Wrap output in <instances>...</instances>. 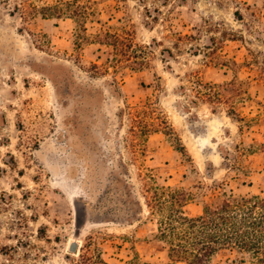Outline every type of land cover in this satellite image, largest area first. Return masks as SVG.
I'll return each instance as SVG.
<instances>
[{"label":"rangeland","instance_id":"1","mask_svg":"<svg viewBox=\"0 0 264 264\" xmlns=\"http://www.w3.org/2000/svg\"><path fill=\"white\" fill-rule=\"evenodd\" d=\"M48 73L105 90L127 206L64 144ZM220 183L264 195V0H0V264H191Z\"/></svg>","mask_w":264,"mask_h":264},{"label":"trees","instance_id":"2","mask_svg":"<svg viewBox=\"0 0 264 264\" xmlns=\"http://www.w3.org/2000/svg\"><path fill=\"white\" fill-rule=\"evenodd\" d=\"M76 7L75 11L80 13L85 6L78 3ZM216 93L207 95L221 99L220 93ZM217 187L220 194L212 202L205 203L203 214L184 217L190 224L191 233H195L190 242L193 248L184 250L179 244L178 256L187 254L191 264H207L217 252L214 243H218L219 249L236 252V259L241 263L250 257L252 264H264V195L238 193L225 183L217 184ZM186 200V195L175 200L172 213H180L177 203L183 204Z\"/></svg>","mask_w":264,"mask_h":264},{"label":"flooded vegetation","instance_id":"3","mask_svg":"<svg viewBox=\"0 0 264 264\" xmlns=\"http://www.w3.org/2000/svg\"><path fill=\"white\" fill-rule=\"evenodd\" d=\"M56 86L58 100L65 113L61 116L60 135L64 144L72 148L74 156L84 160L93 178L95 194L98 199H115L127 206L125 195L121 190L122 178L114 170H106L103 166L104 151L100 138L104 132L101 126L105 90L93 85H84L69 77L57 78L48 73ZM88 201L83 202L85 205ZM82 223V218H79Z\"/></svg>","mask_w":264,"mask_h":264},{"label":"water","instance_id":"4","mask_svg":"<svg viewBox=\"0 0 264 264\" xmlns=\"http://www.w3.org/2000/svg\"><path fill=\"white\" fill-rule=\"evenodd\" d=\"M81 225H82V224H78V226H77L78 230H80ZM77 244H78V241H77V240H74V241L71 243V250L75 251L76 248H77Z\"/></svg>","mask_w":264,"mask_h":264},{"label":"bare ground","instance_id":"5","mask_svg":"<svg viewBox=\"0 0 264 264\" xmlns=\"http://www.w3.org/2000/svg\"><path fill=\"white\" fill-rule=\"evenodd\" d=\"M75 239L71 240L72 242L74 241Z\"/></svg>","mask_w":264,"mask_h":264}]
</instances>
